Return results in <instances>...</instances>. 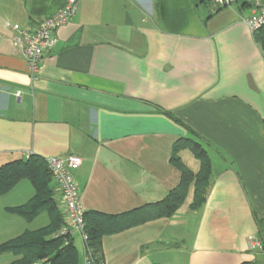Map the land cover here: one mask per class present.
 <instances>
[{"label": "crops", "instance_id": "crops-1", "mask_svg": "<svg viewBox=\"0 0 264 264\" xmlns=\"http://www.w3.org/2000/svg\"><path fill=\"white\" fill-rule=\"evenodd\" d=\"M62 6L0 0V166L77 156L85 213L131 215L178 186L172 147L194 133L211 163L203 204L191 210L190 192L171 217L104 236L103 264H264V249L246 244L264 243L263 30L245 24L253 3L80 0L33 82L14 38ZM180 157L199 170L190 152ZM23 181L0 196V245L49 223L46 213L27 223L5 211L33 197ZM72 239L84 264L83 241ZM16 259L0 253V264Z\"/></svg>", "mask_w": 264, "mask_h": 264}, {"label": "trees", "instance_id": "trees-1", "mask_svg": "<svg viewBox=\"0 0 264 264\" xmlns=\"http://www.w3.org/2000/svg\"><path fill=\"white\" fill-rule=\"evenodd\" d=\"M262 30L257 40L264 50V28ZM183 150L190 152L198 161L199 170L196 173L183 163L180 157ZM170 164L180 172L181 178L178 186L169 192L165 200L131 215L106 216L95 212L84 214L86 246L91 252L94 264H103L101 240L104 236L117 234L152 220L171 217L184 204L190 192L191 210H196L203 204L211 163L199 137L190 133L189 137L177 140L172 147ZM23 180H27L33 187V197L26 204L5 211L21 217L27 223L41 213H46L49 223L43 228L26 231L16 239L1 244L0 253L8 252L18 257L10 264H79L73 239L58 235L65 223L64 217L53 197L52 180L42 158L28 156L0 166V196L7 194Z\"/></svg>", "mask_w": 264, "mask_h": 264}, {"label": "built area", "instance_id": "built-area-1", "mask_svg": "<svg viewBox=\"0 0 264 264\" xmlns=\"http://www.w3.org/2000/svg\"><path fill=\"white\" fill-rule=\"evenodd\" d=\"M80 0H62L63 6L54 15L42 19L32 28H25L18 31L14 38L18 52L25 58L30 78L33 82L39 79V67L44 55L49 52L56 43L55 31L70 23L75 15L76 6ZM219 7L234 2H252L255 12L245 21L247 28L252 32H259L264 28V2L259 0H215ZM77 156L65 158L47 157L44 159L45 167L52 182L57 186L63 204L62 214L64 224L58 235L73 238L78 236L82 239L85 257L84 264H94L90 250L86 246V235L84 234V214L79 201V191L72 172L81 164ZM249 251L257 252L264 249L262 239L252 236L247 240Z\"/></svg>", "mask_w": 264, "mask_h": 264}, {"label": "rangeland", "instance_id": "rangeland-1", "mask_svg": "<svg viewBox=\"0 0 264 264\" xmlns=\"http://www.w3.org/2000/svg\"><path fill=\"white\" fill-rule=\"evenodd\" d=\"M23 182L25 183V185H29V187L32 189V186H30V183L28 181L25 180ZM40 225H41L40 220H37L32 227L33 228H40L39 227ZM76 247H77V249L79 251V260H80V263L79 264H82V261H83V253L81 251V247L79 246V244H77Z\"/></svg>", "mask_w": 264, "mask_h": 264}]
</instances>
